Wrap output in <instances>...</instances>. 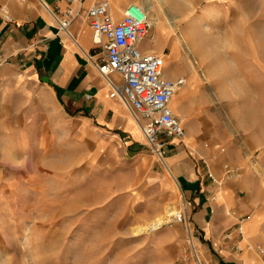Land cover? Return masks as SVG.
I'll use <instances>...</instances> for the list:
<instances>
[{"label":"rangeland","instance_id":"obj_1","mask_svg":"<svg viewBox=\"0 0 264 264\" xmlns=\"http://www.w3.org/2000/svg\"><path fill=\"white\" fill-rule=\"evenodd\" d=\"M151 1L159 22L149 17L140 45L156 47L165 75L180 80L171 102L185 96L201 140L260 175L264 0ZM139 130L65 117L51 105L1 147L0 264H208L188 207L186 222L173 217L186 199Z\"/></svg>","mask_w":264,"mask_h":264},{"label":"crops","instance_id":"obj_2","mask_svg":"<svg viewBox=\"0 0 264 264\" xmlns=\"http://www.w3.org/2000/svg\"><path fill=\"white\" fill-rule=\"evenodd\" d=\"M130 2L111 0L116 19ZM67 6V0H0V148L20 140L51 105L65 117L79 115L101 127L139 134L125 105L96 68L98 53L88 19L82 14L72 19L69 34L59 29L56 17ZM140 43L142 50L157 49ZM86 93L91 96L86 98ZM171 108L181 118L185 135L165 136L168 152L163 164L186 199L184 213L188 207L201 235V254L208 264H264L263 170L258 176L252 169L240 170L223 160L217 144L201 140L185 96L171 102ZM225 163L233 172L214 183L207 169L218 177ZM238 221L244 238L235 248ZM226 231L229 238L223 237Z\"/></svg>","mask_w":264,"mask_h":264},{"label":"built area","instance_id":"obj_3","mask_svg":"<svg viewBox=\"0 0 264 264\" xmlns=\"http://www.w3.org/2000/svg\"><path fill=\"white\" fill-rule=\"evenodd\" d=\"M67 1L66 9L56 17L59 29L69 34L68 24L72 19L80 14L88 19L92 42L99 48L97 70L106 79L111 93L129 109L146 144L163 160L168 152L165 136L182 139L185 135L181 118L171 108V98L180 80L164 74L163 54L139 47L151 26L147 11L140 3L130 2L116 19L110 0ZM200 160L206 164L205 158ZM232 172L229 163L224 164L218 177L207 169V175L217 184ZM173 217L186 222L183 211H176ZM235 228L237 248L244 238L241 221ZM230 235V231L223 233L224 238Z\"/></svg>","mask_w":264,"mask_h":264},{"label":"bare ground","instance_id":"obj_4","mask_svg":"<svg viewBox=\"0 0 264 264\" xmlns=\"http://www.w3.org/2000/svg\"><path fill=\"white\" fill-rule=\"evenodd\" d=\"M142 6H143V8L147 11V14H148V17H150V19H151V21H152V23H154L155 25L156 24H158V22H159V11L157 10V9H155V7H153V3H152V1L151 0H140V1H138ZM187 6H185L184 7V9L186 8ZM182 8H183V6H182ZM161 10V9H160ZM173 11H175V12H177V10L179 11V12H181L180 10V8H179V6H177L175 9L173 8L172 9ZM183 12V11H182ZM163 15H164V17H166L165 16V14H164V12L162 13ZM173 14V13H172ZM170 15V17H172V18H174V14L173 15H171V14H169ZM178 18V17H177ZM167 20V19H166ZM168 21V20H167ZM193 21H194V19H193ZM144 38V37H143ZM190 40V42L188 43V41H186L185 42V44L188 46H194V40H192V39H189ZM191 42H192V44L193 45H191ZM197 47V46H196ZM164 74H165V72H164ZM179 86V85H178ZM177 86V87H178ZM177 89V88H176ZM133 119V118H132ZM134 120V119H133ZM134 122L136 123V121L134 120ZM136 125H137V123H136ZM138 126V125H137ZM138 128H139V126H138ZM173 212V211H172ZM176 212V211H175ZM174 212V213H175ZM173 214V213H172ZM167 220H169V219H167ZM143 229H145V227H143V226H140L139 228H138V230H143ZM192 245H193V243H192ZM191 263V262H190Z\"/></svg>","mask_w":264,"mask_h":264}]
</instances>
